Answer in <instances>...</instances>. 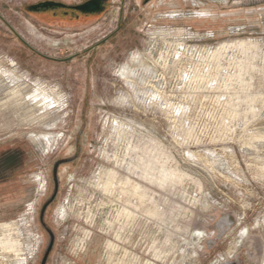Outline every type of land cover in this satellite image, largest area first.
<instances>
[{"label": "rangeland", "instance_id": "374dc122", "mask_svg": "<svg viewBox=\"0 0 264 264\" xmlns=\"http://www.w3.org/2000/svg\"><path fill=\"white\" fill-rule=\"evenodd\" d=\"M40 1L0 0V264L40 263L77 144L46 264H264V0Z\"/></svg>", "mask_w": 264, "mask_h": 264}, {"label": "flooded vegetation", "instance_id": "af4514ba", "mask_svg": "<svg viewBox=\"0 0 264 264\" xmlns=\"http://www.w3.org/2000/svg\"><path fill=\"white\" fill-rule=\"evenodd\" d=\"M85 1H87V0H83L82 2H80V3H76V4H75V3L62 2V3H64V4H66L68 7H61L60 9L63 10V11L65 12V14L78 13L79 15H77V17H78V16H83L84 18H86V17H89V16H90V17H91V16H94V15H93L94 13H88V14H85V13H81L80 11H78V10H76V9L70 7V6H74V5L81 4V3L85 2ZM60 2H61V1H60ZM107 4H108V0H104V1H103V7H104V9L106 8ZM48 14H50V13L48 12L47 14H45V17H44V15H42L41 17H42V18H45V19H48V18H47V15H48ZM77 143H78V142H77ZM78 154H79V147H78V144H77V151H76V152H74V153H72V154H70V155H68V156H61V157H59V158H56V159L53 161L52 166H51V182H52V189H51L50 193L48 194L47 198L45 199V201L42 203V205L46 202V200L48 199V197H49V196L52 194V192H53L54 181H53V170H52V169H53V164H54V162H55L56 160H59V159H68V161L63 162V163H60V164L58 165V167H57L56 172H57V176H58V191H57V193H56L55 198L53 199V201L47 206V208H46V210H45V213H44V216H43V220H44L45 225H46L48 228L52 229V231L54 232V244H55V241H56V232L53 230V228H51V227L46 223V219H45V218H46V215H47V210H48V208L50 207V205L54 202V200L57 198L58 193H59V189H60L59 168H60V166L63 165V164H66V163H70V162L75 161V160L77 159V157H78ZM12 160H13V156H12L11 154L0 155V192L7 191V189H9L10 185H12L11 182H10V179L12 178V176H13V171H14L13 168L10 167V163L12 162ZM42 205H41V208H42ZM41 208H40V211H39V222H40L42 228L46 231L47 236H48L46 246H45L44 251H43V254H42V256H41V259H42L43 255H44V252H45V249H46V247H47V244H48V242H49V234H48L46 228H44L43 224H42L41 221H40V212H41ZM54 244H53V246H52V249H53V247H54ZM52 249H51V251H52ZM51 251H50V253H51ZM50 253H49V255H50ZM49 255H48V258H49ZM47 261H48V260H47ZM40 262H41V260H40ZM39 264H40V263H39Z\"/></svg>", "mask_w": 264, "mask_h": 264}, {"label": "water", "instance_id": "95a60500", "mask_svg": "<svg viewBox=\"0 0 264 264\" xmlns=\"http://www.w3.org/2000/svg\"><path fill=\"white\" fill-rule=\"evenodd\" d=\"M103 1L104 0H87L81 4L70 6L71 8H74L81 13H96L100 12L104 9L103 7ZM149 0H144V2H148ZM60 7H68L66 4L60 2V1H55V0H44L40 1L36 4H32L28 6L29 10L37 11V10H45V9H54V8H60ZM68 159H59L56 160L53 164V181H54V188L52 194L48 197L46 202L42 205L41 212H40V221L43 224L44 228H46L48 234H49V242L47 244V247L45 249L44 255L41 259L40 264H46L48 260V255L52 249V246L54 244V232L52 229L48 228L43 220V216L45 213V210L47 206L53 201L55 198V195L58 191V176H57V167L60 163L66 162Z\"/></svg>", "mask_w": 264, "mask_h": 264}, {"label": "bare ground", "instance_id": "6f19581e", "mask_svg": "<svg viewBox=\"0 0 264 264\" xmlns=\"http://www.w3.org/2000/svg\"><path fill=\"white\" fill-rule=\"evenodd\" d=\"M41 90H42V89H41ZM44 90H45V89H44ZM44 90H43V91H44ZM38 91H39V90H38ZM49 91H50V90H49ZM52 91H53V90H52ZM40 94H41V93L38 92L37 95H35V96H38V95H40ZM44 95H45V94H44ZM54 95H55V94H54ZM35 96H34V97H35ZM46 96H47V95H46ZM39 97H40V96H39ZM52 97H53V95H52ZM55 97H56V96H55ZM43 98L46 99V97H43ZM43 98H42V99H43ZM50 98H51V96H50ZM48 99H49V98H48ZM53 100H54V99H53ZM56 101H58V100H56ZM43 102H44V100H43ZM54 102H55V101H54ZM45 103H46V101H45ZM107 171H108V170H107ZM103 173H105V172H103ZM106 174H107L108 176H113V175H112L113 173H112L111 175H110L109 172L106 173ZM107 175H106V176H107ZM114 176H115V174H114Z\"/></svg>", "mask_w": 264, "mask_h": 264}]
</instances>
